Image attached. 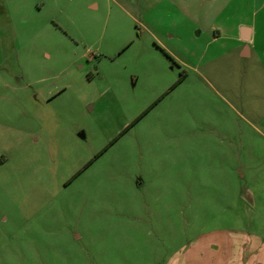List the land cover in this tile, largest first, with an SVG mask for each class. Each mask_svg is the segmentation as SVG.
Listing matches in <instances>:
<instances>
[{
    "label": "rangeland",
    "instance_id": "obj_1",
    "mask_svg": "<svg viewBox=\"0 0 264 264\" xmlns=\"http://www.w3.org/2000/svg\"><path fill=\"white\" fill-rule=\"evenodd\" d=\"M185 1L199 36L167 5L0 0V264H170L264 239L262 41L193 69L220 42L210 5ZM232 5L262 28L264 0Z\"/></svg>",
    "mask_w": 264,
    "mask_h": 264
},
{
    "label": "crops",
    "instance_id": "obj_2",
    "mask_svg": "<svg viewBox=\"0 0 264 264\" xmlns=\"http://www.w3.org/2000/svg\"><path fill=\"white\" fill-rule=\"evenodd\" d=\"M123 1L132 2L134 4L138 3V5H140L139 10L141 13L144 12L145 14L148 12H159L165 5L174 7V9L182 17L192 20V23L199 26L196 30V35L199 36L205 30L204 27H200L199 25V22L202 21L201 14H199L200 17L191 16L187 11V1L185 0ZM233 1L234 0H202V4L210 5V9L202 11V16L206 15L207 12L210 13V11L212 14V19L209 20L208 24L206 23L207 27L213 31L210 43H220H218L219 50L217 53L215 51L216 54H208L207 47L203 49L198 56V65L192 66L193 69L203 66L206 63L220 60L224 55L232 54L233 51H236L241 57H249L253 53V49L256 48L257 40L262 41L260 47H262V54L264 55V21H260V23H262L261 29H259L260 26L258 25L260 24H258L257 21L252 22L248 21V19H240L236 21V19H234L235 22H232ZM234 13L236 14L237 11ZM168 37L172 39L175 38L176 40L180 39V36L174 32H169ZM221 40L225 41L226 44ZM214 50H216V48ZM168 52L178 67H189L181 57H178L176 53H174L176 51H173L170 48ZM207 54L211 56L208 57ZM205 56H207L208 59H205ZM262 67L264 69V60ZM183 81L184 78L176 84V87ZM223 239L224 240H222V238L199 240L192 244V248H189L190 250L188 249L187 254H184L182 262L172 260L170 264H264V239L253 243L250 250L243 249V251L242 249L238 250L236 246L237 242L234 239H230V237ZM213 245L217 246L219 249H216L215 251L213 250L211 253L204 254L209 252L211 246Z\"/></svg>",
    "mask_w": 264,
    "mask_h": 264
},
{
    "label": "trees",
    "instance_id": "obj_3",
    "mask_svg": "<svg viewBox=\"0 0 264 264\" xmlns=\"http://www.w3.org/2000/svg\"><path fill=\"white\" fill-rule=\"evenodd\" d=\"M166 55H167L168 57H170L167 53H166ZM180 79H181V77L176 81V83H177ZM176 83H175V84H176Z\"/></svg>",
    "mask_w": 264,
    "mask_h": 264
},
{
    "label": "flooded vegetation",
    "instance_id": "obj_4",
    "mask_svg": "<svg viewBox=\"0 0 264 264\" xmlns=\"http://www.w3.org/2000/svg\"><path fill=\"white\" fill-rule=\"evenodd\" d=\"M6 67H3V69H5Z\"/></svg>",
    "mask_w": 264,
    "mask_h": 264
}]
</instances>
